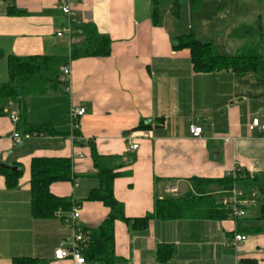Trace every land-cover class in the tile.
Listing matches in <instances>:
<instances>
[{
  "label": "crops",
  "instance_id": "1",
  "mask_svg": "<svg viewBox=\"0 0 264 264\" xmlns=\"http://www.w3.org/2000/svg\"><path fill=\"white\" fill-rule=\"evenodd\" d=\"M64 2L0 0V88L9 81L11 56L67 60L70 71L57 89L24 100L27 124L47 125L54 134H34L18 145L15 131L27 133L11 120L20 118L19 106L11 104L0 116V264L17 258L72 264L54 259L63 242L73 243L66 219L79 210L78 223L89 229L109 217L103 203L88 200L101 183L92 146L102 156L119 157L123 175L114 181V196L131 220L153 214L157 201L194 193L195 179L220 180L239 170L264 177V133L247 128L254 118L264 124V76L200 73L188 49H173L176 39L193 36L217 56L263 50L264 1L200 0L194 8L191 0L71 2L75 32L58 37L69 23ZM87 25L111 40V53L72 61V47L83 40L79 27ZM72 107L86 110L76 130ZM142 122L150 129L138 130ZM192 126L202 128L200 138L192 137ZM34 159L72 161L73 181L50 188L72 200L70 212L33 216ZM2 166L22 171L17 188L7 187ZM220 192L210 194L217 203ZM262 230L264 199L258 198L240 220L153 219L145 228L116 222L115 253L119 264H264ZM238 234L247 241L236 244Z\"/></svg>",
  "mask_w": 264,
  "mask_h": 264
},
{
  "label": "trees",
  "instance_id": "2",
  "mask_svg": "<svg viewBox=\"0 0 264 264\" xmlns=\"http://www.w3.org/2000/svg\"><path fill=\"white\" fill-rule=\"evenodd\" d=\"M200 0H191L192 7H196ZM264 1V0H261ZM83 40L72 47L70 60L83 58L107 57L111 53V40L100 37L93 25L79 27ZM264 47V46H263ZM176 51L188 49L192 63L197 72L212 73L233 71L235 73L253 72L264 76V54L260 48H254L235 57L217 56L210 44H203L193 36L178 38L173 41ZM264 53V52H263ZM0 54V58H1ZM9 81L0 88V116L11 104L20 108V123L27 129V133L41 135L49 132V126H33L26 122L24 100L29 96H38L55 90L61 85L63 69L68 65L67 60L55 57H9ZM150 129L141 123L138 130ZM49 133L54 134L50 130ZM77 136L78 132L75 131ZM92 160L98 171L100 186L92 190L88 200L101 202L110 209L109 217L99 226L84 228L86 242L81 245L82 255L87 264H119L115 253L114 228L116 222L133 224L135 228H145L153 219L164 221L192 218L218 219L229 218V212L210 196L214 190L226 191L234 186L245 190H257L264 199V177L251 176L240 172L236 177H226L220 180H194V193L179 199L157 201L153 214L143 219H128L124 206L114 196L113 184L116 178L123 174L118 165L119 157L102 156L92 146ZM1 173L6 178L9 189L19 185L22 171L2 168ZM72 161L69 159H34L31 166L32 213L37 219H52L59 212H70L74 205L70 198L54 196L50 188L53 184L72 182ZM214 187V188H213ZM264 231V230H262ZM161 252L159 251V255ZM13 264H43L32 258H17Z\"/></svg>",
  "mask_w": 264,
  "mask_h": 264
},
{
  "label": "built area",
  "instance_id": "3",
  "mask_svg": "<svg viewBox=\"0 0 264 264\" xmlns=\"http://www.w3.org/2000/svg\"><path fill=\"white\" fill-rule=\"evenodd\" d=\"M83 0H65L63 4L62 11L64 15L68 18V26L63 28L58 32V37H63V34L72 36L75 32L76 20L74 14L71 12L70 3L71 2H82ZM63 76L69 78L70 71L66 67L63 69ZM86 114V110L80 107H72L69 113L73 130L78 128V121ZM11 120L14 124L18 125L20 123L19 116L12 115ZM248 131L253 133L258 131L264 133V124L259 118H254L250 121L247 126ZM190 133L193 138H200L202 136V128H197L195 126L191 127ZM32 134L25 133L21 134L19 131H15L13 134V140L16 144L20 145L25 140H30ZM131 150H137L138 145L133 144L130 146ZM241 171H236L233 177H236ZM219 203L222 207L228 210L229 218L232 220L244 219L247 214V210L256 205L259 198V193L257 190H245L234 186L230 190L221 191L219 194ZM80 217L79 210L75 211L69 218L66 219L67 223L70 225L73 232V243L68 245L63 242L60 247L54 253V259L56 261L68 260L72 264H87L83 255L81 245L86 242V238L83 234V228L78 223ZM247 236L238 234L235 236V243L240 244L247 241Z\"/></svg>",
  "mask_w": 264,
  "mask_h": 264
},
{
  "label": "rangeland",
  "instance_id": "4",
  "mask_svg": "<svg viewBox=\"0 0 264 264\" xmlns=\"http://www.w3.org/2000/svg\"><path fill=\"white\" fill-rule=\"evenodd\" d=\"M262 14H264V7H263V9H262ZM248 41H249V39H248ZM248 41L244 40V42L241 41V43H244V45L246 44V46H247V42H248ZM241 46L243 47V45H240V47H241ZM246 51H248V49H247ZM263 52H264V49L262 50V54H264ZM260 198H262V197L259 196V199H260Z\"/></svg>",
  "mask_w": 264,
  "mask_h": 264
},
{
  "label": "water",
  "instance_id": "5",
  "mask_svg": "<svg viewBox=\"0 0 264 264\" xmlns=\"http://www.w3.org/2000/svg\"><path fill=\"white\" fill-rule=\"evenodd\" d=\"M2 168H7V167L6 166H2ZM8 169H11L13 171H17V169H15V168H8Z\"/></svg>",
  "mask_w": 264,
  "mask_h": 264
}]
</instances>
